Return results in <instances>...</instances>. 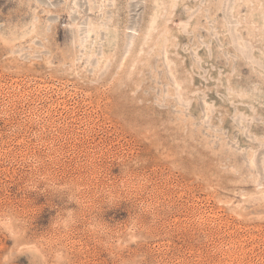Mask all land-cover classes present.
<instances>
[{
	"label": "rangeland",
	"instance_id": "1",
	"mask_svg": "<svg viewBox=\"0 0 264 264\" xmlns=\"http://www.w3.org/2000/svg\"><path fill=\"white\" fill-rule=\"evenodd\" d=\"M0 264H264V0H0Z\"/></svg>",
	"mask_w": 264,
	"mask_h": 264
}]
</instances>
